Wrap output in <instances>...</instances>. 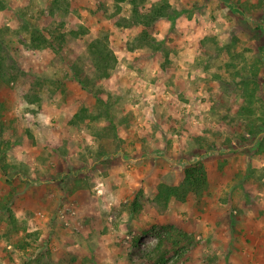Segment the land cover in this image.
<instances>
[{
  "label": "rangeland",
  "instance_id": "374dc122",
  "mask_svg": "<svg viewBox=\"0 0 264 264\" xmlns=\"http://www.w3.org/2000/svg\"><path fill=\"white\" fill-rule=\"evenodd\" d=\"M163 3L177 17L158 20L152 42L138 40L142 27L132 23L133 9L148 13ZM0 6V264L49 262L51 251L38 241L22 249L19 215L27 187L48 179L91 180L97 195L95 176L102 173L95 167L106 151H133L128 166L140 163L137 151H145L151 167H168L158 179L169 186L181 184L194 161L208 168L210 179L223 178L231 164L248 165L235 179L253 180L259 189L247 190L248 198L239 189L231 196L264 215V0H0ZM70 31L79 34L72 38ZM42 38L47 44L32 49ZM90 39L103 41L116 57L109 78L96 77ZM247 78L258 83L254 135L238 116ZM76 115L87 119L75 125ZM209 193L208 185L201 200L188 198L195 216L206 228L237 231L243 211L229 206L227 194L214 202ZM129 203L114 211L126 231L125 264L227 259L217 241L202 234L144 227L143 214L130 216ZM71 210L62 205L57 221L74 217ZM132 221L141 223L139 232Z\"/></svg>",
  "mask_w": 264,
  "mask_h": 264
},
{
  "label": "crops",
  "instance_id": "0c3cea01",
  "mask_svg": "<svg viewBox=\"0 0 264 264\" xmlns=\"http://www.w3.org/2000/svg\"><path fill=\"white\" fill-rule=\"evenodd\" d=\"M106 152L97 159L99 164L95 167L102 173L95 176L94 182L98 185V190L101 188L97 195L91 189V180L79 181V186L73 180L54 182L48 179L38 182L36 186L27 187L29 198L21 201L19 216L22 215V218L20 217L22 222L30 219L27 221L29 225L27 224L25 233L35 234L41 248L46 247V250L51 251V259L46 264H125L122 258L125 250L122 235H126V231L120 225L117 226L119 222L114 211L134 200L138 191L142 192L144 198H154L158 185L162 183L158 179L160 172L163 170L166 173L168 167L165 169L151 167L145 160L143 154L145 151H137L140 153L141 161L130 166L128 161L129 158L132 159L133 151ZM242 168L245 174L248 165L238 168L236 164H231L224 169L223 178L216 176L210 179L208 175L211 200L215 202L222 197L221 195L227 194L229 206H237L243 211L239 217V226H236L237 231L226 226L225 229L206 228L202 224L203 220L198 219L193 213V205L189 200L185 203L171 200L163 214L156 213L149 205L144 213L142 210L143 217L140 222L144 227L173 226L190 236L202 234L217 241L219 247L217 249L224 251L228 257L221 263L217 258L213 264H264V222L261 220L263 212L254 208L255 205H250L252 209H247L243 202H239L236 194L231 196V193L239 189L242 195L248 198L247 190L260 187L258 183L254 184L253 180L247 181L244 177L240 180L235 179L236 172H240L238 169ZM182 178L181 175L179 182ZM262 199L264 200V192ZM62 205L69 210L72 209L75 216L67 215L64 221H57V211ZM146 212L149 217L146 216ZM109 216L116 218V223H109ZM124 219L130 218L124 216ZM140 222L132 221L130 227L134 228L133 233L139 232ZM238 232H241V236ZM236 236L240 239H236ZM37 248L32 251L34 255Z\"/></svg>",
  "mask_w": 264,
  "mask_h": 264
},
{
  "label": "trees",
  "instance_id": "16d2710c",
  "mask_svg": "<svg viewBox=\"0 0 264 264\" xmlns=\"http://www.w3.org/2000/svg\"><path fill=\"white\" fill-rule=\"evenodd\" d=\"M55 4L56 1L54 2ZM0 10H2V7L0 6ZM169 10H171L169 4L163 3L152 9L148 13H143L139 11L137 8L133 9L132 11V20L133 24L138 25L142 27L141 35L138 37L139 39H143L145 41H153L151 37V28L152 26L160 19H169L173 20L177 17V13L174 11L170 15ZM72 38H75L77 33L76 31H70L68 33ZM59 39L61 41H64V36H59ZM38 44L35 45L32 44L31 48L34 50H40L42 45L47 44V39L42 38L41 40L37 41ZM88 50L89 54L93 58V64L94 68L96 69V77L97 78H109L111 71L115 67L116 64V57L115 55L110 52L107 49V46L103 41L100 39L92 40L90 39L88 44ZM2 49L0 46V55H1ZM3 67L0 62V78L4 79V75L2 73ZM255 77V76H254ZM241 86L243 87L245 91V98H244V104L239 112L238 116L244 120L247 124L248 130L251 135L255 134V130H257V124L255 121L252 120V104L255 100V98L258 95V83L251 79H243L241 81ZM87 119V116L83 115H76L72 120L71 123L77 124L78 120H85ZM109 130V129H108ZM65 181V180H64ZM208 190V175L206 172V168L204 165L198 161H194L191 163H188V166L184 169V178L181 184L178 186H169L166 184H159L157 187V193L154 198L148 199L144 198L141 191H138L135 195L134 200H132L129 205V214L137 215L138 213H141L143 204L150 205L153 210H155L158 214H163L167 211L169 203L171 200H176L180 203H185L190 196H193L197 199V201L201 200L206 192ZM3 208V206H2ZM4 209V208H3ZM20 229L21 231L25 232V222H20ZM163 231L168 232L170 230V233L172 231H175L179 234L177 229L173 226H168L162 228ZM36 235L27 233L26 236L22 239V249H25V247H28L33 244L37 240L35 239ZM29 242H28V241ZM161 242L157 243L156 248L161 247ZM28 264V263H26Z\"/></svg>",
  "mask_w": 264,
  "mask_h": 264
}]
</instances>
